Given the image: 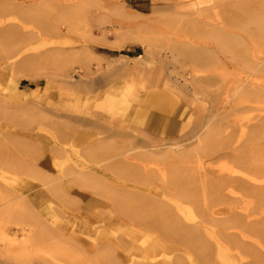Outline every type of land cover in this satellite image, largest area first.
<instances>
[{
  "label": "bare ground",
  "instance_id": "1",
  "mask_svg": "<svg viewBox=\"0 0 264 264\" xmlns=\"http://www.w3.org/2000/svg\"><path fill=\"white\" fill-rule=\"evenodd\" d=\"M38 1L0 0L14 5ZM167 1L171 5L161 9L163 14L198 17L199 5L214 0H188V5L184 4L187 0ZM52 2L31 11L42 13L55 6L56 0ZM236 6L226 22L195 19L203 23L208 38L214 40L196 39L177 29L167 33L166 45H157L151 38L146 44V51L151 54L150 73H155L151 87L156 96L161 92L171 93L176 101L181 78L185 90L188 83L201 77L209 78V82L215 77L216 98L213 103L206 99L209 103L204 110L200 107L189 110L188 113L196 116L190 128L182 129L176 121L184 119L183 110L176 119L164 117L162 121L150 114L148 100L141 102L139 95L125 97L121 107L115 110L130 113L129 126L123 129L107 126L102 121L108 120V116L92 105V98L76 93L53 103L56 117L79 125H53L56 142L48 147L46 157L31 149L0 155V264H232L233 254L227 243H235L239 251L247 250L237 242L236 233L244 240L255 242L234 229L232 222L219 221L228 215L237 217L250 211L253 202L248 195L252 192L264 199L261 170L248 158L249 148L241 146L247 141L249 131L243 126L251 123L255 115H239L233 110L234 100L242 89L255 85L264 90V68L259 66L264 65V51L252 46L248 37L254 25L264 43V16L256 15L263 5L256 0H238ZM239 39L246 43L245 51L240 54L241 67L226 57L218 58L216 65L206 59L207 64L202 66V51L214 50L218 55L239 52L242 47ZM153 45L158 46L157 51L152 50ZM25 53L24 47H18L6 52L5 59L15 63ZM143 57L138 55L135 59ZM251 62L256 66L250 67ZM50 80L67 89L80 90V83L66 71H58ZM136 103L139 108L135 107ZM112 106L109 104V110ZM3 115L13 121L26 119L23 114L7 111ZM86 131L90 137L76 160H71L67 146ZM222 135H231L236 140L213 147V142L215 145L220 142ZM112 137H124L126 141L112 142ZM193 146H196L194 155L202 152L206 158L219 159V163L206 166L200 161L198 169L202 171L197 175L189 173L187 164L178 162L173 166L168 161L172 154ZM193 154L181 158L186 160ZM155 171L161 178H169L181 199L172 197L170 187L153 180ZM134 189L162 197L173 205L134 195L131 192ZM68 192L81 194L85 205L75 206L72 201V206L62 209L38 210L46 199L65 203L67 200L63 198ZM237 200L242 205L237 206ZM140 249L148 252V259L166 250L178 255L169 260L147 261L138 257ZM190 254L196 258L185 257ZM257 259L259 264L261 257Z\"/></svg>",
  "mask_w": 264,
  "mask_h": 264
},
{
  "label": "rangeland",
  "instance_id": "2",
  "mask_svg": "<svg viewBox=\"0 0 264 264\" xmlns=\"http://www.w3.org/2000/svg\"><path fill=\"white\" fill-rule=\"evenodd\" d=\"M256 1L263 5L256 14L262 17L264 16V0ZM189 2L187 0L184 4L188 5ZM237 2L238 0L203 2L198 7V17L163 14L161 9L171 5L167 0H56L53 8L39 14L33 13L31 9L52 5V0H39L36 4L23 5L0 2V21L2 22L0 23V105L2 106L0 108V155L23 153L31 149L35 154L46 157L48 147L56 142L53 125H79L77 122L67 121L66 118L56 117L57 111L53 107L60 99L76 93L88 94L92 98V105L99 107L103 116H108V120L102 121L107 126L120 129L129 126L130 113L115 110L121 107L125 97L139 95L141 102L148 100L147 109L150 114L158 116L160 120L164 117L176 119L178 112L183 110L184 119L176 121L182 129L190 128L196 116L188 113L189 110L195 107L204 110L205 104L209 103L207 100L213 103L216 98L218 85L214 81L215 77H211L213 80L211 82L209 78L201 77L195 82L188 83V88L185 90L183 89L185 81L181 78L178 85L180 92L176 101L171 93L161 92L156 96L154 87H151L155 73H150L151 54L147 53L146 44L151 38L157 42V45H166L169 40L167 33L177 29L196 39L214 40L208 38L209 33L206 32L203 23H198L195 19H203L209 23L216 22L218 19L229 21L230 13L236 10ZM247 22L248 19L245 24ZM250 29L251 33L248 37L251 45L264 51L260 31L254 25ZM238 44L242 45L241 51H231L226 55H218L214 53V50L202 51L204 58L202 66L207 64L206 59L216 65L220 57H226L228 61L239 65L242 62L240 54L245 51L246 43L239 39ZM157 45H153L152 50L157 51ZM18 47H24L26 51L23 58L17 59L15 63L5 59L6 52ZM138 55H143V59H135ZM165 55L164 52V57ZM248 64L250 67L256 66L253 62ZM259 66L264 68L263 64ZM197 67L202 70L199 66ZM58 71H66L70 74L71 79L80 83V90L67 89L59 82L51 81L50 78L56 77ZM148 93L151 94L149 98ZM128 101L130 102L129 99ZM234 103L233 110L239 115H255L250 120L251 123L243 126L249 131L247 141L241 146L249 148L247 156L257 164L258 169L261 170V179L264 180V116L259 117L260 114L264 115V90L255 85L247 86L239 91ZM109 104L110 106L113 104L110 110ZM135 107L139 108V103H136ZM159 108H161L160 111ZM3 111L23 114L26 119L14 121L6 119ZM146 126L150 125L146 123ZM151 127L156 128L155 125ZM89 137L90 133L86 131L81 138L67 146L71 160H76L78 152ZM232 140L236 138L231 135H222L220 142L216 145L215 141L213 142V147L219 144V147L224 146ZM110 141L124 142L126 139L112 137ZM194 148L196 146L172 154L168 161L173 166H176L178 162H181V165L187 164L189 173L197 175L202 171L198 169L200 161L206 166L219 163V159L206 158L202 152L198 156L194 155L192 152ZM188 154L193 156L186 160L181 158ZM155 160L159 161V159ZM97 176L100 175L97 173ZM153 180L170 187L172 197L181 199L176 195L169 178L163 179L155 171ZM131 192L134 195L157 199L171 207L173 205L162 197L149 195L144 190L134 189ZM78 194L73 192L65 194L63 198L67 200L65 203L46 199L42 201L38 210L44 211L50 207L62 209L79 203L85 205L86 200ZM248 196L253 202L250 211L237 217L228 215L219 218V221L224 223L232 222L234 229L255 240V242H249L250 240H244L236 233L237 242L244 245L247 250L239 251L235 243H227V247L233 254L230 258L232 264H258V256L261 257L259 264H264L262 237L264 213L261 212L264 209V199H260L253 192ZM200 202L203 205V199ZM239 202L237 200V206L242 205ZM180 216L183 217V215ZM149 224L157 226L156 223ZM190 225L194 226L197 223H190ZM147 254V251L140 249L138 257L141 260L144 258L152 261L169 260L178 255L166 250L154 253V256L148 259ZM185 257L195 259L196 255L190 254Z\"/></svg>",
  "mask_w": 264,
  "mask_h": 264
}]
</instances>
